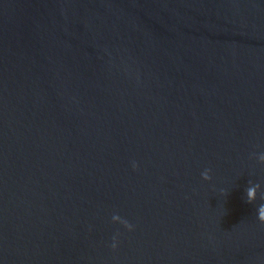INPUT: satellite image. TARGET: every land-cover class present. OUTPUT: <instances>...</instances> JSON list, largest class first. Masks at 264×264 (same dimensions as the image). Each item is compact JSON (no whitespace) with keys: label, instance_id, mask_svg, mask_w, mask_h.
I'll list each match as a JSON object with an SVG mask.
<instances>
[{"label":"water","instance_id":"95a60500","mask_svg":"<svg viewBox=\"0 0 264 264\" xmlns=\"http://www.w3.org/2000/svg\"><path fill=\"white\" fill-rule=\"evenodd\" d=\"M261 205L264 0H0V264H264Z\"/></svg>","mask_w":264,"mask_h":264},{"label":"clouds","instance_id":"9594fccd","mask_svg":"<svg viewBox=\"0 0 264 264\" xmlns=\"http://www.w3.org/2000/svg\"><path fill=\"white\" fill-rule=\"evenodd\" d=\"M136 165L133 164V167H135ZM208 172L209 170H205L203 173H202V177L203 179L207 180V179H210L209 175H208ZM257 187V185H254L250 188L247 189V201L246 202H251L252 199L255 198V188ZM262 208H264V205H261ZM261 222H264V215L260 216L258 218ZM112 220L113 221H119L120 223H122L126 228H128L129 230L132 228V225L129 224L126 220H122L121 217L119 215H113L112 216ZM115 240H116V237L114 236L113 237V244L111 245L113 248L116 247V243H115Z\"/></svg>","mask_w":264,"mask_h":264}]
</instances>
